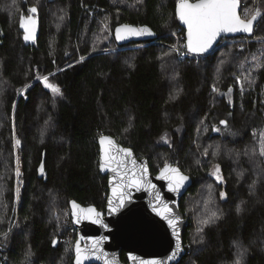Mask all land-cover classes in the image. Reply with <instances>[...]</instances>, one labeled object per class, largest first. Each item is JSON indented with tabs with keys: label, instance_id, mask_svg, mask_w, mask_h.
<instances>
[{
	"label": "trees",
	"instance_id": "obj_1",
	"mask_svg": "<svg viewBox=\"0 0 264 264\" xmlns=\"http://www.w3.org/2000/svg\"><path fill=\"white\" fill-rule=\"evenodd\" d=\"M177 2L21 0V15L38 16L33 47L23 45L19 27H9L0 12L1 79L6 88L0 96L3 264H47L65 253L61 244L52 245L58 230L54 209L69 210V202L75 201L104 211L108 187L107 177L99 173L101 135L147 159L153 174L170 163L190 176L192 186L180 202L189 218L188 199L210 181L208 164L199 166L191 156L200 127L211 130L208 139L220 149L217 164L226 200L217 209L222 217L205 229L207 243L194 247L179 264H230L236 246L247 252L244 264H264V156L258 147L264 142V135L259 136L264 130V42L223 39L212 54L181 61L173 50L185 44ZM32 7L35 13L29 11ZM256 13L261 19L253 38L264 39V14ZM122 24L147 26L157 38L118 47L113 31ZM260 47L259 61L247 66V54ZM43 76L61 89L57 101L39 82L29 85ZM216 84L233 87L231 107L221 101L212 106ZM214 126L222 133L214 134ZM16 153L23 184L17 206ZM191 218L184 234L186 251ZM71 255L60 264H73Z\"/></svg>",
	"mask_w": 264,
	"mask_h": 264
},
{
	"label": "water",
	"instance_id": "obj_2",
	"mask_svg": "<svg viewBox=\"0 0 264 264\" xmlns=\"http://www.w3.org/2000/svg\"><path fill=\"white\" fill-rule=\"evenodd\" d=\"M189 2L195 3L196 1L189 0ZM241 7V0H237L236 11L243 19L240 15ZM35 15L36 17L29 16L35 22L34 24L29 23V17L26 18L23 15H21V18H25L23 27L21 18L19 21V31L25 47L37 45L39 21L37 13ZM176 18L181 29L184 30L187 48V26L177 14ZM260 19L261 15L253 22L251 34L243 31L220 33L207 52L191 54L201 57L210 55L215 52L223 39L251 38ZM123 26L133 29L147 28L151 34L131 35L123 31ZM118 28L122 29L121 35L124 37L120 40L117 39L116 30ZM26 30L32 32V39H24L27 34ZM113 38L118 47H123L132 43L155 40L157 34L147 26L122 24L115 27ZM221 126H225V123H221ZM103 136L110 137L113 141L109 153L110 158L105 160L104 170H101L100 137L97 140L99 173L107 177L108 193L105 209L99 211L94 206H82L75 201L69 202L71 222L77 228L72 263L76 262L75 248L79 243L82 250L81 264H179L187 254L184 234L189 226L188 218L180 210V202L192 186L191 177L184 174L176 165L167 164L170 169H178L180 175L188 177L178 191H172L170 185L174 183L176 174L171 171L162 174L165 165L153 174L147 159L136 157L131 148L120 144L114 137ZM104 147L108 148V145L105 144ZM122 149L130 150L131 155H127ZM133 179L139 180V187L132 185ZM73 202L79 206L75 210L72 207ZM89 208L95 210L91 215L86 211ZM169 220L175 221V229L169 225ZM178 243L179 251H177ZM122 253L125 262L121 260ZM0 264H3L1 260Z\"/></svg>",
	"mask_w": 264,
	"mask_h": 264
},
{
	"label": "rangeland",
	"instance_id": "obj_3",
	"mask_svg": "<svg viewBox=\"0 0 264 264\" xmlns=\"http://www.w3.org/2000/svg\"><path fill=\"white\" fill-rule=\"evenodd\" d=\"M248 1L249 0H244V2L242 3L244 10H243L242 15L241 14L240 15L243 19H249V17H251V15H253L256 12V10H260V13L264 14V4H261L257 0L256 1L253 0L254 2H252V3L248 2ZM247 3H249V4H247ZM0 12L6 16L7 21L9 23V27H10V23H11V25H13V24L17 25V28L19 27V20L21 18V0H2L0 2ZM27 16H26V18H27ZM91 18H92V12H90L89 20H91ZM257 26H256V28H257ZM20 35L22 36V34H20ZM238 39H241V38H238ZM251 40H253V41L258 40L257 42H264V39H255V38H253V36L251 38L247 39V41H249V42ZM261 53H263V50L260 47V48H258L257 51H255V53L247 54V56L245 57V64L247 66H250L253 68L256 65V62L259 61ZM79 61L80 60L78 59V62ZM68 66H70V65H68ZM2 71H3V66H2V62L0 61V96L5 92V89H6L4 81L1 79ZM43 77H47V76H43ZM43 77H39V78L37 77L29 85H32V84H35L36 82H39L44 87V83L42 80ZM48 81L50 83H52V81L50 79H48ZM52 84H54V83H52ZM237 84L239 86V89L241 88V90H243L242 82L237 83ZM214 88H216L218 91H214L213 90ZM229 88L232 89L231 92L228 91ZM25 89L21 90L19 92V95H23L25 92ZM45 89H47L48 91L51 92L50 89H48V88H45ZM211 91H212V94H211L212 106H214V103L217 101L218 102L221 101L223 103L225 102L229 107H231L233 105L234 89L232 86H228L225 88L221 85L216 84V85H212ZM52 95H53V93H52ZM59 98H60V96L54 97V95H53L54 100L57 101V99H59ZM222 121H224V120H222ZM225 123H226V121H225ZM214 127L215 128L212 129L214 134L222 133L221 129H219L216 126H214ZM224 127H226V125ZM208 132L211 133V130L210 129L205 130L203 127H200L199 132L196 134L198 142L196 143V146L193 149L194 154L191 155L193 157L194 161L197 162L199 166L208 164V172L206 173V176H207V178L210 179V181L208 184L200 185L195 196L188 199L191 206L189 207L187 212H188L189 218L192 217L191 218L192 219L191 220L192 228L190 229V232H189V240L190 241L187 244V248L189 250V251H187V253L194 252V250L196 249L194 247L207 243V241L205 239L206 238L205 237V229L207 227H209L210 224L202 225L200 223V221L203 219H207L209 216L212 215L213 212H215L216 216L218 218L215 219V221H214V223H212V225L215 224V222H217L220 219V217H222V215H223L222 212H219L217 210L218 205H220L221 202L226 200V194H225L224 198H221V195H220L222 192L225 193L224 192L225 184H224V181L221 177V171L219 172V176L221 177V179L219 181L217 180L216 176L213 175V173L215 172V168L218 165L217 160L220 157V155H219L220 149L218 148V145H215L216 141L211 142V140L208 139L209 138L207 135ZM263 135H264V130L259 132V136H263ZM258 147L262 151V149H264V142L262 144H259ZM16 155H17V153L14 156L13 165H14V173H15V184H16L15 194H16V198H17L16 199V206H17L19 191H20V184H21V186H23V184L19 180V175H17V169H19V172H20V166L18 164V159H17ZM219 169H220V167H219ZM206 214H207V218H206ZM16 219L17 218H15V220H14L13 227L15 225H17ZM52 219L54 221L55 226L57 225L56 227H58L57 234L55 235L54 240H53V242L55 241V244L53 243L52 245L55 247V246L61 244L62 249L64 250V252L66 254L65 253L60 254L59 257L54 260V262H52L50 260L49 263H47V264H53V263L60 264L61 262H65L66 259H68L70 257V252H72L71 257L73 258V247H74V242L76 240V227L71 222L70 210H65L62 207L54 209V211L52 213ZM200 228H202L203 230L198 232V229H200ZM239 247L240 246H236V248H238V249L235 253V260L232 262L229 261L228 263L231 262L230 264H235V261L239 258V253L243 252V256L241 258V264H244L247 252L244 248L242 249L241 247L240 248ZM29 254L31 255L30 252H29ZM29 258L31 259V261L34 260L32 255L29 256ZM186 263L192 264L190 262V260Z\"/></svg>",
	"mask_w": 264,
	"mask_h": 264
},
{
	"label": "snow or ice",
	"instance_id": "obj_4",
	"mask_svg": "<svg viewBox=\"0 0 264 264\" xmlns=\"http://www.w3.org/2000/svg\"><path fill=\"white\" fill-rule=\"evenodd\" d=\"M237 0H196L195 3H190L189 0H178L176 6V14L179 19L187 26V49L190 53L196 54H203L207 52L213 44V41L220 33L226 32H237L243 31L246 33L251 34L253 31V22L257 19L260 15L256 13L252 16L251 19L245 21L240 18L237 11ZM30 12L35 13L37 9L32 7L29 9ZM24 17L21 18V26H24ZM63 19V17H61ZM29 23L34 24L35 22L28 18ZM27 31V30H26ZM117 39H123L124 37L121 35V28L117 30ZM123 31L131 35H142L144 33L151 34L147 28L142 29H133L129 26H123ZM32 32L27 31V34L24 36L25 40L32 39ZM83 59V58H82ZM260 67V65H257ZM219 71V69H218ZM246 79V77H245ZM44 87L51 90L54 97L61 96L62 92L59 87L50 83L48 81V77L42 78ZM237 83H241L240 79H237ZM243 87V85H242ZM214 91H218L216 88L213 89ZM229 92L232 91L231 88L228 90ZM175 99V97H173ZM221 123H225V121H221ZM15 144L18 146L20 144L19 140L15 141ZM100 144H101V170H104L105 167V160L110 158L109 153L113 146V141L110 137L101 135L100 137ZM105 144L108 145V148H105ZM127 155H131L130 150L122 149ZM261 155L264 156V149L261 151ZM173 172L176 174L174 183L170 185L172 191H178L184 182L188 180V177L180 175L179 170L172 168L170 169L169 166L166 164L164 169H162V174H166L167 172ZM219 166L217 165L215 168V172L213 175L216 176L217 180L219 181L221 177L219 176ZM19 169H17V175H19ZM132 185L139 187V180L133 179ZM115 191V189H114ZM221 198H224L225 193H221ZM73 209H77L79 206L76 205L74 202L72 204ZM83 211V210H81ZM89 215L94 213V209L89 208L86 210ZM239 211V209H238ZM73 215H76V212H73ZM218 217L216 213L213 212L211 216L207 219H203L200 221L202 225H208L210 223H214L215 219ZM169 225L172 226L174 229L176 227V223L174 220H169ZM203 229H198V232L202 231ZM176 233L174 232V235ZM55 244V241L53 242ZM180 245L177 244V251H179ZM76 262L75 264H81V248L79 247V243H77L76 248ZM243 256V252L239 253V258L235 261V264H241V258Z\"/></svg>",
	"mask_w": 264,
	"mask_h": 264
},
{
	"label": "built area",
	"instance_id": "obj_5",
	"mask_svg": "<svg viewBox=\"0 0 264 264\" xmlns=\"http://www.w3.org/2000/svg\"><path fill=\"white\" fill-rule=\"evenodd\" d=\"M173 50L176 52V54L178 55V59L181 61H184L185 60L184 58L189 56V53L184 44L177 45L176 47L173 48Z\"/></svg>",
	"mask_w": 264,
	"mask_h": 264
},
{
	"label": "bare ground",
	"instance_id": "obj_6",
	"mask_svg": "<svg viewBox=\"0 0 264 264\" xmlns=\"http://www.w3.org/2000/svg\"><path fill=\"white\" fill-rule=\"evenodd\" d=\"M247 39H249V38H247ZM230 40V39H229ZM185 45V44H184ZM185 47H186V45H185ZM187 49V48H186ZM188 51V50H187ZM188 53H189V56H187L186 58H194V57H201V56H194V55H192L189 51H188ZM204 57V56H203ZM186 58H184L185 60H186ZM76 232H77V228H76Z\"/></svg>",
	"mask_w": 264,
	"mask_h": 264
},
{
	"label": "flooded vegetation",
	"instance_id": "obj_7",
	"mask_svg": "<svg viewBox=\"0 0 264 264\" xmlns=\"http://www.w3.org/2000/svg\"><path fill=\"white\" fill-rule=\"evenodd\" d=\"M124 255V254H123ZM122 260V259H121ZM123 262H125V257H124V260H123Z\"/></svg>",
	"mask_w": 264,
	"mask_h": 264
}]
</instances>
